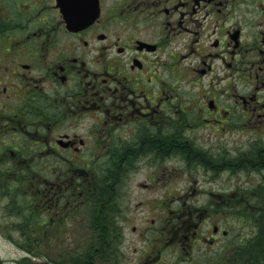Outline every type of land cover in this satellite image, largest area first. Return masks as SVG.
Masks as SVG:
<instances>
[{
	"label": "flooded vegetation",
	"instance_id": "obj_1",
	"mask_svg": "<svg viewBox=\"0 0 264 264\" xmlns=\"http://www.w3.org/2000/svg\"><path fill=\"white\" fill-rule=\"evenodd\" d=\"M246 164L220 192L159 185ZM0 166L39 180L44 238L81 217L73 264H264V0H0ZM81 167H106L112 193L143 168L156 218L128 228L152 232L133 256L97 247L118 228L97 195L85 207Z\"/></svg>",
	"mask_w": 264,
	"mask_h": 264
},
{
	"label": "rangeland",
	"instance_id": "obj_2",
	"mask_svg": "<svg viewBox=\"0 0 264 264\" xmlns=\"http://www.w3.org/2000/svg\"><path fill=\"white\" fill-rule=\"evenodd\" d=\"M246 144L249 143H244L243 141L237 142L235 137H231L226 147L243 151L247 149ZM211 146L212 147H208V145H206V148H213V143ZM192 167L195 169V173L192 171H190V173L193 174L194 179L197 180L192 186L183 181V179L167 183H164L163 180L159 184L162 192L170 193L177 188H182L184 185L189 188L192 187L198 189L199 192H205L207 190L220 192L227 190L232 183L238 184V179L245 181L247 176L244 175L250 172V169L247 166V169H241L240 171L232 173L236 177L232 182L226 180V174H223L216 177L213 181L207 180L206 183L200 176V167ZM38 168L39 166H36V168H32V171H37ZM177 168L180 169L183 167ZM4 169V166H0V264H45L47 263L45 260L47 256L48 259L53 258L51 263L47 264H56L55 262H57L56 259H58V256L55 255L59 251H64L63 256H67L66 250H69L72 247L73 242L83 239L82 233L79 232V226L82 220L81 217L77 215L75 221L73 220L75 223L74 225L71 224V222H63L64 227L62 225H60V227H63L64 231L59 233V236L55 234V227L48 226L46 227L49 230V232L47 231V237H41L42 230L39 225L43 221L45 222V218L44 215L41 214V212L44 211V207L40 203L41 195L38 193L40 189L39 180L35 179L36 182L29 183L25 181H17L12 178L10 179L9 177H3L7 176V174L3 172ZM141 170H143V168H139V175L125 183L124 189L120 186H116L118 190L115 193L107 190L109 192L108 194L112 196L113 204L117 208L116 210L111 209L108 213L105 209L110 201L107 197L109 196L106 191L108 181L105 179L106 172H104V168H81V171L88 174L84 175V179H90L91 183L88 186L97 183L98 187V193L91 197L89 194V198H86L85 207L88 205L89 200H95L97 195L95 204L92 205L93 207H97V222L100 220L99 215L107 213V218L103 219L102 222L117 226L123 236L122 237L118 234L119 231L116 228H113V230L111 227L103 228L102 233L108 230L110 236H101L100 239L102 241H99L97 247L104 244V247L108 245L109 247H112V249H117V246L120 244L122 245V249H124L122 254L133 256L131 253H133L135 249H141L144 244L151 240L152 232L150 230L147 231L142 240L137 238V231L135 233H132L131 231L128 232V228L133 226L136 227V230L142 228L145 223L146 225L152 226L151 221L153 218H156L154 212L147 210L145 206L142 205V203L150 201L152 197L155 201L156 198L152 194L153 190H150V192L144 191L145 189L142 187V184H146L147 182H145L143 176L140 175L142 174ZM89 175L93 178L91 179ZM250 179H252L251 181L255 180L254 177H251ZM31 180L33 181V179ZM118 185H120V183H118ZM112 186H114V184ZM200 200H204V198L200 197ZM49 211L51 212L52 210L49 208ZM160 217L161 223H164V215L160 213ZM124 223L127 225V229L122 231L120 229ZM113 233L115 234V237H113ZM52 234H54L52 241L47 246L45 243L46 238L48 241V237ZM55 238H58L57 242L54 241ZM48 248H50V250H48ZM51 250L53 252H49ZM68 253L72 254L71 251H68Z\"/></svg>",
	"mask_w": 264,
	"mask_h": 264
},
{
	"label": "trees",
	"instance_id": "obj_3",
	"mask_svg": "<svg viewBox=\"0 0 264 264\" xmlns=\"http://www.w3.org/2000/svg\"><path fill=\"white\" fill-rule=\"evenodd\" d=\"M247 167V166H246ZM104 168V172H106V167H102ZM102 219L99 220V222H102L103 221V216H105V214H102ZM42 233V232H41ZM79 253L78 252H74L73 254L69 255L68 257H66L65 259L62 258V261L64 264H73L74 263V260L77 259ZM57 260V259H56ZM57 263V262H55Z\"/></svg>",
	"mask_w": 264,
	"mask_h": 264
}]
</instances>
